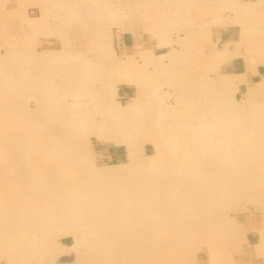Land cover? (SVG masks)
<instances>
[{"label":"rangeland","instance_id":"1","mask_svg":"<svg viewBox=\"0 0 264 264\" xmlns=\"http://www.w3.org/2000/svg\"><path fill=\"white\" fill-rule=\"evenodd\" d=\"M163 1L166 0H0V182L17 183L0 185V190L10 193L6 197L7 202L5 199L6 206L0 204V264L73 263L75 256H70L65 251L75 243V238L70 233L58 232V219H53L51 215L61 208L64 212L71 213L70 217L61 219L66 225L68 222L86 219L84 215H72L82 212L75 210L77 207H92L89 202L81 206L74 205L73 201L69 210L63 205L68 206L70 202L67 198L73 197L75 189L80 186L87 189L90 182L101 180L90 179V174L108 170L95 169L90 167L91 165L94 164L93 166L98 168L109 165L128 168L132 165L147 166L146 162L150 159L155 161L149 170L147 167L130 168L127 175L126 170H122L124 173L113 181L116 182L115 185L93 186L101 187L98 188L101 192L111 186L116 187L117 194L114 195L124 197L123 199L136 196V191L141 189L138 184L140 180L145 191L154 190L147 194L149 201L146 204L143 202V209L138 208L142 203L132 205V201L119 199L103 202L107 208L105 210L98 204L99 210L111 213V216L119 211V205H122L124 210H132L135 204L139 209L138 213L143 212L142 216H120L123 221L137 220L135 224L127 227L126 234L123 233L125 244L131 253V264H143L137 262L139 258L137 253H134L140 247L144 264H157L156 260L154 262L149 256L157 250L148 248L155 242L160 243L157 245L162 252L160 259L165 258L164 263L161 261L162 264H209V259L213 260L212 253L215 252H218V264L224 259V264L226 261L235 264L238 257L254 259L264 256V135L259 134H264V105H257L255 115L252 116L259 120L228 119L236 117V114L230 112L231 106L244 102V87L252 84L238 80L237 86L241 85V89L235 88V94L231 97L227 94L224 98L214 92L209 94L211 97L207 95V92H212L211 88H190L189 73L186 74V87L182 86L180 73L173 70L186 68L185 70L200 71L203 62L201 55L205 52H176L172 62L166 59L163 64H157L158 66L152 64L153 58L157 59L159 54L166 52H134V66L124 70L121 67L127 53L121 50L126 29L130 26L140 28L144 23L150 26L148 15L162 14L164 9L160 8L159 4ZM262 4L258 0L255 6H251L252 19L250 15L247 17L252 26L247 24L256 33L248 34L253 37L246 41L249 45L246 52H243L245 58L250 55L251 58L254 57V53L260 54L252 51L258 47L255 44L264 39V24L261 22H264V10L259 8ZM104 5L106 7H103ZM154 5L157 8H147ZM99 13L103 15L100 16ZM33 20H36L37 24H28ZM146 28L151 37L158 38V29L157 33H153L149 27ZM258 28L262 31L260 37ZM53 51L58 52L57 56L62 59L66 57L65 60L75 55L74 58L82 64L54 63V68L41 62V57L52 62L47 52ZM87 60L89 62L85 64L84 61ZM196 74L204 79L203 73ZM229 74L228 77L222 76L224 81L220 80L226 84L233 83L234 77ZM74 84L75 89L79 90L74 91L76 94L69 91ZM229 98H233L230 107L225 102ZM77 102L82 104L76 106ZM70 104L75 105V108L81 107L80 116L91 120L85 123L84 118L82 117L84 121L80 118L81 121L78 122L84 127L82 131L89 132L90 127L96 129L95 126L102 124L100 132L111 134V138H117V133H124L130 143L125 146H130L128 147L129 151H132L131 154L127 152L129 148L119 143H103L92 135L88 137L90 155L79 148H75V152H54L51 142L54 134L62 141H70L72 138L74 141L84 139L85 134L78 128L79 133L76 136V133H72L73 130L67 129L69 125L76 128L71 120H67L68 112L72 116L76 115L74 109L69 110ZM125 106L130 107L127 115L118 110ZM217 109L225 110L227 113L224 116L227 119L217 121ZM211 116L213 119H209ZM103 119L107 121L103 122ZM111 122L118 123L106 131L105 124L109 126L112 125ZM121 125H124V129ZM102 138L104 141L108 139ZM225 139L227 144L224 143ZM13 140L16 141L15 144ZM173 142L175 145H172ZM184 142H187V145L182 144ZM45 148L51 151H45ZM202 148L212 151H194ZM80 151L88 162L83 163V160L80 162L75 158L79 157L77 153ZM70 164L74 168L69 167ZM165 174L170 176H156ZM87 181L89 183H84ZM159 181H167L168 184H157ZM180 181L191 184H169ZM209 181L212 182L208 183ZM217 182H223L225 185L220 188L221 184ZM59 189H63L62 195L65 196L61 208L57 199ZM67 190L71 192L70 196ZM27 198H31V203H26ZM39 201L41 205L38 204ZM92 211H95V208L83 212L85 214ZM130 211L125 213L132 214ZM28 212L32 217L27 216ZM104 218L107 220L109 217L104 215ZM117 218V221L121 220ZM29 226L30 228H27ZM17 227H20V230H17ZM87 229L89 227L81 226L79 234L89 236ZM22 230L24 232H21ZM208 238L211 240L208 241L209 245L203 243ZM31 242H34L33 245L36 242L42 245V249L38 251L40 257L35 253L37 257L28 261L27 255L31 253L28 247L32 246ZM80 250L84 252L83 248Z\"/></svg>","mask_w":264,"mask_h":264},{"label":"bare ground","instance_id":"2","mask_svg":"<svg viewBox=\"0 0 264 264\" xmlns=\"http://www.w3.org/2000/svg\"><path fill=\"white\" fill-rule=\"evenodd\" d=\"M128 1V0H127ZM131 1V0H130ZM193 1V0H192ZM237 1V0H236ZM239 1V0H238ZM182 2H184V1H182ZM262 2L264 3V0H259V3L260 4H262ZM258 3V0L255 2V3H253L252 4V6H255L256 4ZM165 4V3H164ZM183 4V3H182ZM193 4V3H192ZM173 5V4H172ZM185 5H187V4H185ZM184 5V6H185ZM189 5V4H188ZM205 5V4H204ZM231 5V4H230ZM247 5V4H246ZM241 6L240 8H241V17H242V20H243V22L241 21V24L244 26V30H245V35H246V39L248 40L249 38H251V37H253V36H249L248 34L250 33V32H253V33H256L255 32V30H252L251 28H250V26H252V25H250L251 23H249V21H247V17H248V15H250L251 14V12H252V10H251V6ZM139 6V5H138ZM235 5L234 4H232V7H234ZM103 7H106V5H104ZM144 7H146L145 6V4H144ZM170 7V6H169ZM193 7V6H192ZM200 8H201V6H199ZM147 8H157V6H148ZM162 8V7H161ZM187 8V7H186ZM200 8H198V10L200 9ZM205 8V7H204ZM256 8H258V6H256ZM255 8V9H256ZM259 8H263V10H264V4H262V5H260L259 6ZM202 9V8H201ZM231 9V8H230ZM239 9V8H238ZM253 9V8H252ZM168 10V9H167ZM175 10H176V8H175ZM262 10V9H261ZM192 11V14L194 13L193 12V10H191ZM217 11V10H216ZM148 12V11H147ZM165 10H164V12L161 14V13H158L157 14V16H155L156 15V13L154 14V13H150L148 16H149V22L148 23H150V26H148L149 27V29H150V31L152 30L153 31V33H157V27L164 21V20H166V19H168V18H174V14L172 13V14H167V15H165ZM211 12V11H210ZM231 12H233V10L231 11ZM260 12V11H259ZM190 13V12H189ZM212 13V12H211ZM214 13V12H213ZM255 13V12H254ZM264 13V12H263ZM216 14V13H215ZM252 14H253V12H252ZM99 15L100 16H102L103 15V13H99ZM145 15V14H144ZM180 13L178 12V14L175 16L177 19H176V23H178V21L180 20ZM196 15V14H195ZM205 15H208V14H206L205 13ZM218 15V14H217ZM233 15V14H232ZM256 15V14H255ZM203 16V15H202ZM254 16V15H253ZM260 16V15H259ZM156 17V18H155ZM205 17V16H204ZM218 18H221V17H219V16H217ZM250 17H251V19H252V16L250 15ZM239 18V17H238ZM256 18V17H255ZM258 18H260V17H258ZM142 19L144 20V22H145V16H143L142 17ZM193 19H195V18H193ZM193 19H191V21L193 20ZM254 19V18H253ZM262 19H264V18H262ZM175 20V19H174ZM200 20V19H199ZM258 20H260V19H258ZM201 21V20H200ZM252 21V20H251ZM181 22V21H180ZM184 22V21H183ZM195 22V21H194ZM253 22V21H252ZM263 24H264V22L263 21H261ZM261 22H260V24H261ZM226 23V22H225ZM225 23H223V24H225ZM238 23V22H237ZM250 25H248V24ZM254 23V22H253ZM28 24H31V25H35V24H37V21L36 20H33V21H29L28 22ZM212 24H213V22H212ZM216 24V23H215ZM233 24V23H232ZM259 24V25H260ZM129 25V24H128ZM134 25V24H133ZM180 25V24H179ZM209 25V24H208ZM217 25V24H216ZM237 25H239V24H237ZM258 25V26H259ZM262 25V24H261ZM130 26V25H129ZM136 26V25H135ZM221 26V25H220ZM131 27V26H130ZM155 27H156V29H155ZM152 28V29H151ZM200 29H201V27H199ZM210 28V27H209ZM252 28H254V27H252ZM190 29V28H189ZM192 29V28H191ZM209 30V29H208ZM197 31V30H196ZM207 31V30H206ZM159 32V31H158ZM192 32H194V31H192ZM257 32H258V36L260 37L261 36V30H260V28H258L257 29ZM197 33H199L198 35H200V31H198ZM205 34H206V32H204ZM204 33H202V34H204ZM216 33V32H215ZM192 34V33H191ZM264 35V34H263ZM178 36H180V35H178ZM205 36V35H204ZM208 35L206 34V37H207ZM257 35H254V37H256ZM116 37V36H115ZM201 37V36H200ZM263 37V36H262ZM184 38V37H183ZM187 38H189V36L187 37ZM244 39V38H243ZM256 39V38H255ZM179 40V39H178ZM181 40V39H180ZM183 40V39H182ZM181 40V42H184V41H182ZM184 40L186 41V39L184 38ZM246 40V41H247ZM158 41V40H157ZM210 41V40H209ZM243 41V40H242ZM260 41H262V42H260ZM164 42V41H163ZM200 42V41H199ZM202 42V41H201ZM258 42V41H257ZM190 43H191V40L189 41V43H187V45H190ZM203 43V42H202ZM234 43V42H233ZM232 43V44H233ZM238 43V42H237ZM245 42L243 41V44H244ZM120 44H121V42H120ZM177 44V43H176ZM185 44L186 43H179V46H180V49H178L179 50V52L180 51H182V48L184 49V46H185ZM236 44V43H235ZM247 44V43H246ZM211 45V44H210ZM231 45V44H230ZM238 45H239V43H238ZM238 45H236L237 47H238ZM247 45H249V44H247ZM255 45H257L258 47H256V49H257V51H256V49L255 50H253L252 51V53L253 52H260V54L258 55H255V53H254V57H247V58H245V60H246V62H247V66L249 67V65L250 66H252V64H254V63H260L261 61H264V39H262V40H259V43H257V44H255ZM176 46V45H175ZM178 47V46H177ZM182 47V48H181ZM239 47H240V45H239ZM238 47V48H239ZM63 48V47H62ZM72 48V47H71ZM187 48V47H186ZM189 48V47H188ZM190 48H192V47H190ZM241 48H243L242 46H241ZM37 49V48H36ZM116 49V48H115ZM247 49H248V47H247ZM38 50V49H37ZM36 50V51H37ZM61 50V49H60ZM198 50H201V49H198ZM225 50V49H224ZM35 51V52H36ZM172 52H166V53H162V54H159L157 57V59L156 58H153V60L154 61H152V64H154V65H157V64H163V60H168V62L170 61V62H172V60L174 59V57L176 56V52H174L175 51V49H173V50H171ZM184 51V50H183ZM212 51V50H211ZM249 51V50H248ZM40 52H42V51H40ZM187 52V51H186ZM56 53V54H55ZM58 52H56V51H53V52H47V55L48 56H51L50 58H51V60H52V62L50 61V60H48V59H43L42 57H41V62H43V63H46V64H50V66H52V67H56V64L53 66V64L54 63H57L58 65L60 64V65H62L63 63H70V62H79V60H77V59H75L74 58V56L75 55H72V57L71 56H69L68 57V59L69 60H65L66 59V57L64 58V59H62V58H60L59 56H57V55H59V54H57ZM178 53V52H177ZM232 52H213V54H212V57H210V58H206L205 57V54L203 53L202 55H201V59H202V64H201V70L200 71H198V69H187V70H185L184 68H181V69H175V70H173V72H179L180 73V75H181V79L183 80V81H181L182 83L181 84H183L182 86H184V87H186V85H185V83L187 82V80L189 81L188 83V85H190V88H201V87H205L206 89H209L210 90V88L212 89V92L211 91H209V92H207V95H209V94H212L213 92L216 94V95H222L221 97H225V95H227L228 94V97L230 96H232L233 94H235V88L237 89V82H238V80L240 81V82H245V83H247V80L243 77V78H240V77H238L237 75H235V74H233V76H234V82L233 83H223L220 79H222L223 81H224V79L222 78V76H223V72H219V70H218V68H219V66L222 64V62H224V61H226V57L228 56V59L229 58H232L231 57V54ZM30 54V53H29ZM199 54V53H198ZM201 54V53H200ZM250 54H251V51H250ZM132 55L133 54H127L126 53V58H125V60H124V62L121 64V65H123V66H121L122 68H123V70H124V68L126 69L127 67H132V66H134V64H133V62H132V59H133V57H135V56H133L132 57ZM148 56V55H147ZM139 57V56H138ZM153 57V56H152ZM199 57V56H198ZM170 60H169V59ZM242 58V57H241ZM156 59V60H155ZM150 60V59H149ZM149 60H148V63H149ZM137 61V60H136ZM144 61V60H143ZM146 61V60H145ZM190 61H192V60H190ZM199 61V62H200ZM255 61V62H254ZM89 61L87 60V61H84V63L85 64H87ZM193 62V61H192ZM81 63V61L78 63V64H80ZM142 63V62H141ZM147 63V62H146ZM184 63V62H183ZM190 63V62H189ZM82 64V63H81ZM142 64H145V62L144 63H142ZM243 64V63H242ZM193 65V64H192ZM255 65V64H254ZM262 65V64H261ZM158 66V65H157ZM259 66V65H258ZM264 66V65H263ZM233 67V66H232ZM254 67V66H253ZM143 68H144V66H143ZM193 68V67H192ZM198 68V67H197ZM236 68V67H235ZM128 69V68H127ZM135 69H136V67H135ZM126 71V70H125ZM239 71V70H238ZM80 72H82V71H80ZM86 72V71H85ZM150 72V71H149ZM203 73V75H204V79L202 80L201 79V77H199V74L197 75L196 73ZM78 73V72H77ZM117 73H119V72H117ZM187 73H189V78L187 79V76H186V74ZM194 73L196 74V75H194ZM245 73V72H244ZM28 74V73H27ZM125 74V73H124ZM242 75H244L243 73H241ZM212 75V76H211ZM129 77V76H128ZM126 78V77H125ZM203 78V77H202ZM83 80H84V78H82ZM180 79V80H181ZM126 80V79H125ZM131 80V79H130ZM127 81H129V80H127ZM237 81V82H236ZM126 83V82H125ZM194 83H196L195 85H194ZM243 84V83H242ZM111 86V85H110ZM240 88V87H239ZM238 88V89H239ZM202 89V88H201ZM244 89H245V91H243L244 92V102L243 103H239V102H237L235 105H232L231 104V100L233 99H231V98H229V100H226L225 102H226V104L228 105V107H230L231 105V107H232V109L230 110V112H233L234 114H236V117H234V118H228L229 120H243V119H245V120H251V121H255V120H259V119H257V118H255V117H252V116H254L255 115V113H254V111H256V107H257V105H261V106H263L264 105V78L261 80V81H259V82H257V83H255V84H252V85H248L247 87H244ZM214 90V91H213ZM69 91H71V93L72 94H76L74 91H77V92H79V90L78 89H75V84L74 85H72V88H70L69 89ZM80 91H81V89H80ZM213 93V94H214ZM115 94V93H114ZM76 96V95H75ZM188 96H189V98H190V93L188 92ZM210 96V95H209ZM77 97V96H76ZM211 97V96H210ZM223 98H221V101L222 102H224V100H223ZM135 99V98H134ZM141 99V98H140ZM12 103H15L14 101H11ZM11 102L9 103L8 102V104H11ZM63 104V102H61L60 103V105H62ZM67 103H64V105H66ZM82 103L81 102H77L76 103V106H78V105H81ZM68 106H70V108H69V110H73L74 109V111L76 112V115L75 116H72L69 112H68V116H69V118L67 119V120H71V122H73L74 124H75V129L74 128H72L73 126H68L67 127V129L68 130H73L72 131V133L74 132V133H76L74 136H76V135H78V133L79 132H77V131H79V130H83V128H82V125L78 122L79 120L81 121V119H82V121H84L85 120V123H87L88 121H91L89 118H86V117H84V116H80V113H82V110L81 109H79V108H81V107H78V108H75L74 106L75 105H68ZM115 106H113V108H114ZM227 107V106H226ZM61 109H62V107H61ZM65 110H66V108H64ZM63 109V111H65ZM118 110L121 112V113H123L124 115H127L128 114V112H130V107H122V108H118ZM132 110V109H131ZM228 110V109H227ZM112 111H113V109H112ZM143 111V110H142ZM216 114H217V116L215 117V119H218L217 121H222V120H225V119H227V117H225L224 116V114L225 113H227L225 110H223V109H217L216 111ZM132 114V113H131ZM136 114V113H135ZM139 115V114H138ZM213 115V114H212ZM148 116V115H147ZM84 118V120H83V118ZM110 117V116H109ZM125 117V116H124ZM124 117H123V119H124ZM71 118V119H70ZM81 118V119H80ZM125 118H128V117H125ZM141 118L142 117H140V120H141ZM145 118H146V116H145ZM238 118V119H237ZM255 118V119H254ZM110 119V118H109ZM121 119H122V117H121ZM150 119V118H149ZM209 119H213V116H211V117H209ZM119 120V119H118ZM104 121H107V119H103V122ZM120 121V120H119ZM125 121V120H124ZM128 120H126V122H127ZM142 121H143V118H142ZM209 122V121H208ZM69 123V122H68ZM83 123V122H82ZM116 123H118V122H116ZM116 123H112L111 122V124L112 125H109V126H107V124H105V127H104V129H106V131H108L109 129H111V128H114L113 126H115V124ZM210 123H211V121H210ZM125 124H127V123H125ZM249 124H251V122L249 123ZM259 124V123H258ZM89 125V124H88ZM92 125V124H91ZM90 125V126H91ZM251 126V125H250ZM253 126H254V123H253ZM252 126V127H253ZM259 126V125H258ZM88 127V126H87ZM102 127H103V125L102 124H100V125H98V126H95V128L96 129H94V127H88L89 128V132H86V131H82L84 134H85V136H84V139H82V140H78V141H74L75 139L74 138H72L70 141H62L60 138H56V136H55V134L53 135V141H51L52 142V147H53V149L52 150H54V152H59V153H67V152H75V151H77L78 150V148L79 149H82V150H84V151H86V153H89V155H90V147H89V140H88V137L89 136H94L97 140H100L101 142H103V143H112V144H120L121 146H125V145H127V144H129L130 145V143L126 140V138H127V136H126V138L124 137L125 136V134L124 133H121V134H119V133H117V135L118 136H120L122 139H118L119 137L117 136V138H111L112 136H111V134H108L107 132L106 133H101L100 132V129H102ZM120 127H122L123 129H124V125H121ZM79 130H78V129ZM86 128V127H85ZM250 128V127H249ZM256 128V127H255ZM50 129V128H49ZM92 129H94V130H92ZM76 130V131H75ZM93 132V133H92ZM206 133V132H205ZM53 134V133H52ZM124 134V135H123ZM254 134V133H253ZM252 134V135H253ZM257 134V133H256ZM255 134V135H256ZM259 134H262V136L264 135L263 133H259ZM194 135V134H193ZM196 135H197V133H196ZM205 134H200V136H204ZM220 135L222 136L223 134L222 133H220ZM219 135V136H220ZM244 135H245V133H244ZM210 136V135H209ZM250 136V135H249ZM260 137H261V135H259ZM102 137H104L105 139L106 138H108L107 140H103V138ZM216 137H217V135H216ZM253 137V136H252ZM223 138H226L225 136H223ZM263 138V137H262ZM64 139V138H63ZM180 139V138H179ZM226 140L227 139H225L224 141V143L225 144H227L226 143ZM14 141V142H13ZM12 142H13V144H15L16 143V141L15 140H13ZM178 141V140H177ZM255 141V140H254ZM43 142V141H42ZM45 142V141H44ZM127 143V144H126ZM223 143V144H224ZM175 145V142H173L172 143V145ZM182 144H184V145H187V142H184V143H182ZM197 144V143H196ZM9 145H10V143H9ZM44 145V144H43ZM128 145V146H129ZM213 145V144H212ZM222 145V144H221ZM48 146H50V145H48ZM76 146V147H75ZM113 146V145H112ZM128 146H125V147H127V148H129ZM224 147H225V145H224ZM229 147V146H228ZM75 148H77V150H74ZM126 148V149H127ZM210 148V147H209ZM228 149V148H227ZM236 149V148H235ZM234 149V150H235ZM45 151H51V150H48V149H44ZM130 150V148L127 150V152H128V154L130 155L131 154V152L132 151H129ZM174 151V150H173ZM195 152H210V151H212L211 149H207V148H202V149H197V150H194ZM227 151V150H226ZM231 151L233 152V150L231 149ZM231 151H229V152H231ZM236 151H238V150H236ZM42 152H43V150H42ZM107 152V151H106ZM219 152V151H218ZM77 153V152H76ZM235 153V152H234ZM47 154V153H46ZM75 154V153H74ZM77 154H79V157H75L76 159H78V161H80L81 162V160H83V163L84 162H88V161H86L85 159H84V156H82V155H84V153H82V151H80V152H78ZM81 154V155H80ZM3 156H5L6 157V154H4ZM1 158V157H0ZM13 158V157H12ZM36 158V157H35ZM132 158V157H131ZM234 158V157H233ZM236 158V157H235ZM90 159H91V161L93 162V158L90 156ZM132 161H133V158L131 159ZM244 160H246V159H244ZM155 160H148V162H146L147 163V166H145V165H137V166H128V168H127V166H117V165H109V166H104V167H96V166H93V165H91L90 167H92V168H95V169H102V168H106V169H108L106 172H102V171H97V172H95V173H93V174H90V176H89V178L90 179H93V180H96V179H101V180H98L96 183L95 182H93V183H89L88 181L87 182H84V183H89L88 184V188H87V186H86V188L87 189H83V187L82 186H80L78 189H75V192H74V194H73V197H68L67 199H68V201L70 202L69 204H68V206L67 205H63V206H65V207H67V209L69 210L70 208H72V206H73V201H75V202H78V204H76L75 202H74V205H81L82 206V204L83 203H86V202H89V205H91L92 207H89V209H93V208H95V211H92V212H89V213H85L84 214V212L83 211H86V212H88L89 211V209L88 208H76L75 210H77V211H82V212H77L76 213V215H72V217L73 216H82V215H84V216H86V219H84L83 221L81 220V218H80V220L81 221H72V222H68L67 223V225L66 224H64L65 222H63L61 219H62V217H70L71 216V213H69V212H67L66 210V212H64V210L61 208V206H62V203H63V201L65 200V196H63L62 194L64 193V191H63V189L62 190H60L59 189V196H57L58 198V201L60 202V210L58 211V212H55V214H52V212H51V216L53 217V219L54 218H57L58 220H57V222H58V224H59V228H58V232H65V233H70V234H72L73 236H74V238H75V243L73 244V245H71L70 247H68V248H66V254H70V256H71V254H73V257L75 256V258H74V262L73 263H71V264H131L130 263V259H131V253H130V251H128V248H127V246H126V242L124 241L125 239L123 238V233H125V232H127V227L128 226H131L132 224H135L136 223V221L134 220H131V221H123V217L121 218L120 216H122V215H124V216H134V215H141L142 216V214H143V212L141 213H138L139 212V209H143L144 208V206L143 205H145L146 204V202L147 201H149V196H147V194H149V193H151L152 191L154 192V190H152V189H149V190H146L145 191V189H143V183H142V181L140 180L139 182H138V184L140 185L139 186V188H141V189H139L138 191H136L137 192V194H136V196H133L132 198H126V199H123V198H120V197H116L114 194H117V189H116V187L115 188H113L112 186V188L111 187H109V188H107V189H105V190H103L102 192L100 191V190H98V188H101V187H93L94 185H98V184H103V185H115V183L116 182H113V181H116V179H118V175L120 176L121 174H123L124 173V171H122V170H126V175L129 173V172H127L128 171V169H130V168H135V169H137V168H144V167H147V169L149 170V169H151L150 167H151V164L154 162ZM42 162V161H41ZM77 165V164H76ZM79 165V164H78ZM221 165V164H220ZM80 166V165H79ZM69 167H72V168H74L71 164L69 165ZM173 167V166H172ZM171 167V168H172ZM32 168V167H31ZM80 168V167H79ZM207 168H210V167H207ZM224 168H225V166H224ZM228 168V167H227ZM211 169V168H210ZM220 169V168H219ZM226 169V168H225ZM192 171V170H191ZM190 171V172H191ZM72 172V171H71ZM171 172V171H170ZM224 173V172H223ZM149 175H150V171H149V173H148ZM173 174V173H172ZM171 174V175H172ZM185 174V173H184ZM212 174H213V172H212ZM132 175V174H131ZM173 175H175V174H173ZM180 175H183V174H181L180 173ZM188 175V174H187ZM186 175V176H187ZM191 175V174H190ZM225 175V174H224ZM226 175H227V173H226ZM259 175V174H258ZM260 175H262V174H260ZM71 176V175H70ZM155 176V175H154ZM156 176H163V177H168V176H170V175H168V174H165V175H156ZM155 176V177H156ZM194 176V175H193ZM214 176H215V174H214ZM217 176V175H216ZM230 176H232V174L230 175ZM256 176V175H255ZM113 177H115V179L113 178ZM200 177V176H199ZM196 178V177H195ZM198 178V177H197ZM242 178V177H241ZM195 180V179H194ZM242 181V180H241ZM9 183H3V182H0V185H2V184H15V185H17V183H15V182H10V181H8ZM166 182V183H165ZM199 182V181H198ZM212 182V181H211ZM210 181L208 182V183H211ZM216 182V181H215ZM243 182V181H242ZM152 183V182H151ZM191 184L190 182H182V181H180V182H169V184ZM200 183H203V182H200ZM217 183H220L221 184V187L220 188H222V185H225V184H223V182H217ZM226 183V182H225ZM231 183V182H230ZM254 183V182H253ZM31 184V183H30ZM61 184V183H60ZM75 184H77V183H75ZM83 184V183H82ZM157 184H168V182L167 181H159V182H157ZM193 184V183H192ZM257 184V183H256ZM29 185V184H28ZM33 185V184H32ZM90 185V186H89ZM3 186V185H2ZM31 186V185H30ZM220 186V185H219ZM257 186V185H256ZM13 187V186H12ZM211 187V186H210ZM252 187V186H251ZM30 188V187H29ZM28 188V189H29ZM192 188V187H191ZM224 188V187H223ZM8 189V188H7ZM10 189V188H9ZM124 189V188H123ZM222 190V189H221ZM220 190V191H221ZM247 190V189H246ZM251 190V189H250ZM250 190H248L249 192H250ZM5 191V190H4ZM38 191V190H37ZM121 191V190H120ZM175 191H177V190H175ZM207 191V190H206ZM135 192V191H134ZM253 192V191H252ZM252 192H250V193H252ZM8 193L9 192H7V191H5V192H3L2 190H0V204L2 205V206H6V203H5V199H6V197H7V195H8ZM67 193H69L68 194V196H70L71 195V192H69V190H67ZM126 193H128V192H126ZM193 193V192H192ZM255 193V192H254ZM258 193V192H257ZM256 193V194H257ZM10 194V193H9ZM60 194H61V196H60ZM129 194V193H128ZM27 194H25V196H26ZM124 195H126L125 194V192H124ZM29 196V195H28ZM120 196H121V194H120ZM115 197V198H114ZM14 198H16V197H14ZM39 198V197H38ZM251 198V197H250ZM261 198V197H260ZM18 199V198H17ZM127 200V201H132V205H133V203H135V204H137V203H142L140 206L138 205V208H137V206H135V204H134V208L131 210L130 208V210H128V208L127 209H123V207H122V205H119L118 207H119V211H117V213L116 214H114L113 216H111L112 214L111 213H104L101 209L103 208L104 210L105 209H107L106 207H104V205L102 204L103 202H107L108 200ZM263 198H261V200H262ZM36 200H38V199H36ZM260 200V199H259ZM18 201V200H17ZM16 201V202H17ZM48 201V200H47ZM6 202H7V199H6ZM19 202H21V201H19ZM44 202H45V200H44ZM57 202V201H56ZM126 202V201H125ZM143 202H145V204H143ZM26 203H31V198H27L26 199ZM46 203H48V202H46ZM50 203V202H49ZM15 204V203H14ZM38 204H40L41 205V202L39 201V203ZM52 204V203H51ZM102 205L101 206V209L99 210V208H100V206L99 205ZM116 204V203H115ZM124 204V203H123ZM10 205V204H9ZM62 206V207H63ZM52 207V206H51ZM50 207V208H51ZM121 207V208H120ZM125 207V206H124ZM44 208V207H43ZM49 208V207H48ZM110 208V207H109ZM108 208V209H109ZM5 209V208H4ZM35 209V208H34ZM47 209V208H46ZM11 210V209H10ZM51 210V209H50ZM49 210V211H50ZM56 210H58V209H56ZM108 211H110V210H108ZM128 211H130L132 214H127L128 213ZM125 212H127V213H125ZM34 213H35V210H34ZM138 213V214H137ZM21 214H23V213H21ZM74 214V213H73ZM24 215V214H23ZM38 215V214H37ZM40 215V214H39ZM42 215V214H41ZM104 215H107L109 218L107 219V220H105V218H104ZM26 216V215H25ZM27 216L28 217H32L31 215H30V213L28 212V214H27ZM33 216H34V214H33ZM43 216V215H42ZM49 216H50V214H49ZM48 216V217H49ZM140 216V217H141ZM40 217V216H39ZM110 217H111V219H110ZM118 217V218H117ZM20 218V217H19ZM42 218V217H41ZM116 218L117 219H121L120 221H117L116 220ZM33 219V218H32ZM37 219V218H36ZM35 219V220H36ZM50 219V218H49ZM24 220V219H23ZM56 220V219H55ZM142 220V219H141ZM1 221V220H0ZM4 221V220H3ZM13 221H14V219H13ZM19 221V220H18ZM25 221V220H24ZM38 221V220H37ZM49 221V220H48ZM168 221H170V219H168ZM5 222V221H4ZM43 222V221H42ZM5 223H7L8 224V222H5ZM32 224H33V222H32ZM53 224V223H52ZM128 224V225H127ZM1 225V224H0ZM41 225V224H40ZM54 225V224H53ZM85 225V228L86 227H89V229H87V231L88 232H90V235L88 236L87 234H85V235H80L79 234V232H80V228H81V226H84ZM175 225V224H174ZM4 226V225H3ZM12 226V225H11ZM27 226V225H26ZM134 226H136V225H134ZM2 228V227H1ZM18 228V227H17ZM21 228H22V226H21ZM27 228H30V226L29 227H27ZM126 228V229H125ZM10 229V228H9ZM13 229V228H12ZM11 229V230H12ZM14 229H16V228H14ZM26 229V228H25ZM32 229V228H31ZM51 229V228H50ZM200 229V228H199ZM17 230H20V227L17 229ZM37 230V229H36ZM43 230V229H42ZM46 230V229H45ZM49 230V229H48ZM9 231V230H8ZM14 231H16V230H14ZM49 231H51V230H49ZM54 231H56V230H54ZM241 231V230H240ZM7 232V231H6ZM21 232H24L23 230L21 231ZM38 232V231H37ZM47 232V231H46ZM20 233V232H19ZM34 233V232H33ZM48 233V232H47ZM56 233V232H55ZM240 233V232H239ZM247 233V232H246ZM21 234V233H20ZM27 234V233H26ZM35 234H37V233H35ZM45 234V233H44ZM43 234V235H44ZM51 234V233H50ZM58 234V233H57ZM126 234V233H125ZM128 234V233H127ZM21 235H23V234H21ZM38 235V234H37ZM52 235V234H51ZM62 235V234H61ZM72 235H70V236H72ZM28 236V235H27ZM50 236V235H49ZM65 236H68V235H65ZM261 236V235H260ZM2 237V236H1ZM17 237V236H16ZM25 238H26V235L24 236ZM31 237H33V236H31ZM42 237V236H41ZM54 237V236H53ZM92 237V238H91ZM192 237V236H191ZM194 237H196V234H195V236ZM29 238V237H28ZM27 238V239H28ZM49 238H51V237H49ZM198 238V237H197ZM240 238V237H239ZM31 239V238H30ZM29 239V240H30ZM38 239V238H37ZM90 239V240H89ZM92 239V240H91ZM195 239V238H194ZM209 239V238H208ZM208 239H206V241L205 242H203V243H207L208 245L210 244V242H208V241H211L210 239L208 240ZM245 239V238H244ZM1 240V239H0ZM22 240V239H21ZM23 240H24V238H23ZM32 240V239H31ZM65 240V239H64ZM36 241V240H35ZM124 243H123V242ZM53 242V241H52ZM3 243V242H2ZM24 243V242H23ZM34 243V242H33ZM33 243L31 242V245L32 246H27L28 247V250H29V248L31 249L30 251H31V253H29L28 252V250L26 251V252H28L29 254L27 255V260L28 261H31V260H34L38 255H39V249L41 250L42 249V245H38V244H34L33 245ZM70 243H71V241H70ZM244 243V242H243ZM246 243V242H245ZM160 244V243H159ZM158 243L156 244V242L155 243H153V244H151V246L150 247H148L150 250H154V248L157 250V251H154V253H151L149 256L150 257H152L153 259H154V262H155V260H156V263L157 264H162V263H164V261H165V258L164 259H160L162 256V252H160V250H159V247L157 246V245H159ZM213 245V244H212ZM244 245V244H243ZM242 245V246H243ZM44 246V245H43ZM59 246V245H58ZM5 247V246H4ZM47 247V246H46ZM49 247V246H48ZM152 247V248H151ZM210 247V246H209ZM251 247V246H250ZM65 248V247H64ZM80 248H83L84 249V252H81V250H80ZM213 248V247H212ZM216 248H218L217 246H216ZM213 250H214V248H213ZM219 250V249H218ZM221 250V249H220ZM250 250V249H249ZM253 250V249H252ZM257 250V249H256ZM261 250V249H260ZM33 251V252H32ZM39 251V252H38ZM43 251V250H42ZM141 252V254L139 255V253ZM35 253H37V256L35 255ZM134 253L136 254L137 253V257L139 258V260L137 261L138 263H143L144 264V259H143V255H142V248L140 247L139 248V250L138 251H134ZM226 253H227V255L229 254L227 251H226ZM55 254V253H54ZM219 254H220V252H219ZM246 254H247V252H246ZM17 255V254H16ZM56 255H58V254H56ZM18 256V255H17ZM31 256V257H30ZM35 256V257H34ZM43 256V255H42ZM212 256H213V260H211V258L209 259L210 260V263L211 264H218L216 261H218L219 260V258L217 259V257H218V252H215V253H212ZM38 257H40V256H38ZM150 257H148V258H150ZM228 257V256H227ZM129 258V259H128ZM147 258V259H148ZM214 258H215V261H214ZM224 258V257H223ZM251 258H252V256H251ZM39 259V258H38ZM63 259V258H62ZM250 259V258H249ZM18 260V259H17ZM37 260V259H36ZM43 261H45L44 259H42ZM227 260V259H226ZM19 261H21V260H19ZM41 261V260H40ZM42 261V262H43ZM161 261H162V263H161ZM36 262V261H35ZM53 262V261H52ZM44 263V262H43ZM54 263H55V261H54ZM219 263H221V264H224L225 263V259L223 260V261H221V262H219ZM231 262H229V261H226V264H230ZM19 264V263H18ZM146 264V263H145Z\"/></svg>","mask_w":264,"mask_h":264},{"label":"crops","instance_id":"3","mask_svg":"<svg viewBox=\"0 0 264 264\" xmlns=\"http://www.w3.org/2000/svg\"><path fill=\"white\" fill-rule=\"evenodd\" d=\"M245 1L248 3H246ZM256 1L257 0L163 1L161 4H159V7H162L166 11L165 15L173 13L176 16L178 12L181 14V18L178 23H176L177 18L175 16L174 18L172 17L164 20L158 26V38L151 37L150 32H147L146 27H148V25L146 23L142 24L140 28L128 27L122 39L121 50L123 52H127V54H133L134 52H172L171 50L173 49H175L174 52H179V43H186L184 49L181 47L182 51L180 52H205L206 58L212 57L213 52H232L231 57L233 58L228 59L227 56L226 61L222 62V64L219 66V72L224 73L223 77L227 73V77L230 76L229 73H235L240 78L241 73H243V77L247 80L248 83L255 84L264 78V61H261L260 63H257L255 65L252 64V66L249 65V67L247 66V62L245 60L243 52H246L248 45L246 44L247 39L244 26L241 24V21L243 22L244 19L242 20L240 7L245 6L246 4V6H252V4ZM232 4H234L235 6L232 7ZM199 6H201L202 9ZM198 8L200 9L198 10ZM191 10H193V14ZM232 10L233 12H231ZM205 13L208 15H205ZM217 16L221 18H218ZM191 19L193 20L191 21ZM199 27H201V29ZM198 31H200V35H198ZM204 32H206V34L208 35L207 37ZM188 36L189 38H187ZM183 37L186 39V41ZM180 39H183L182 41L184 42H181ZM190 40V45H187ZM242 40L245 42L244 44ZM237 42L239 43L240 47ZM236 45H238L239 48ZM241 46L243 48H241ZM237 87H240L239 89H241V85ZM235 264H264V256L254 259H247V257H238L237 259H235Z\"/></svg>","mask_w":264,"mask_h":264}]
</instances>
